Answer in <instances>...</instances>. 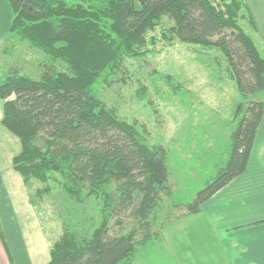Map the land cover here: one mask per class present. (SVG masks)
Here are the masks:
<instances>
[{"label": "trees", "instance_id": "1", "mask_svg": "<svg viewBox=\"0 0 264 264\" xmlns=\"http://www.w3.org/2000/svg\"><path fill=\"white\" fill-rule=\"evenodd\" d=\"M6 1L11 17L5 36L26 40L66 66L43 63L38 77L12 66L0 75V125L21 145L11 167L25 185L44 184L35 189L36 199L59 188L76 206L96 200L100 212L98 221L84 214L76 226L64 222L46 264H131L138 244L156 235L155 208L171 189L166 150L147 144L140 128L109 107L98 88L110 84L125 58L144 56L159 38L220 51L245 102L229 157L186 205V214L198 213L245 170L264 113V53L240 24L244 0ZM164 16L170 24L160 37L149 35ZM125 210L135 223L110 234L109 219Z\"/></svg>", "mask_w": 264, "mask_h": 264}, {"label": "rangeland", "instance_id": "2", "mask_svg": "<svg viewBox=\"0 0 264 264\" xmlns=\"http://www.w3.org/2000/svg\"><path fill=\"white\" fill-rule=\"evenodd\" d=\"M169 24L164 16L162 24L148 34L159 38L160 29ZM5 34L0 35V75L17 66L38 77L43 63L66 69L63 61ZM146 48L144 56L125 58L110 84L98 88L109 107L140 128L147 144H162L166 150L171 189L155 208L151 230L156 235L138 244L131 264H225L204 216L186 214V205L225 164L230 135L245 102L228 74L224 56L215 48L160 38ZM20 148L18 138L0 125V168L17 220L31 254L37 256L35 261L47 263L64 222L75 224L84 214L98 221L99 206L94 199L76 206L59 188L36 199L35 189L44 184L32 180L25 185L10 165ZM134 223L128 210L121 211L109 219V233L126 232ZM141 238L139 233L136 239Z\"/></svg>", "mask_w": 264, "mask_h": 264}, {"label": "crops", "instance_id": "3", "mask_svg": "<svg viewBox=\"0 0 264 264\" xmlns=\"http://www.w3.org/2000/svg\"><path fill=\"white\" fill-rule=\"evenodd\" d=\"M244 3L241 25L264 53V0ZM10 17L8 2L0 0V35L7 30ZM198 213L204 216L225 264H264V113L245 170L203 202ZM35 257L0 168V264L46 263L36 262Z\"/></svg>", "mask_w": 264, "mask_h": 264}]
</instances>
